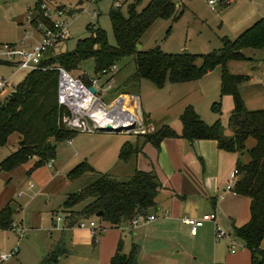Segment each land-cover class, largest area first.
Masks as SVG:
<instances>
[{"label": "rangeland", "instance_id": "374dc122", "mask_svg": "<svg viewBox=\"0 0 264 264\" xmlns=\"http://www.w3.org/2000/svg\"><path fill=\"white\" fill-rule=\"evenodd\" d=\"M37 1L0 0V45L9 44L17 48H30L40 41L42 34L35 26L37 25L35 18L38 14ZM150 1L120 0L119 7L116 6L115 0H56L51 2L62 6L61 9H65L67 13L72 12L67 18L70 23L69 38L56 44L52 50L53 53L61 54L73 50L80 39L90 34L89 23L104 28L109 42L115 44L116 39L109 15L111 9L120 8L123 15L128 16L131 4H136L137 10L142 11ZM176 1L180 4L178 6L179 17L175 19L169 16L156 19L141 38L142 50L146 51L159 46L167 53H184L187 50L189 53L200 56L219 50L222 47L223 37L228 36L235 39L249 27L244 28L238 34L231 32L229 28L228 23L232 20L231 10L240 3V0H235L227 7L216 5V9L211 8L210 2L213 0ZM253 1L259 11L254 18L255 22L264 19V0ZM29 16L34 18L33 24L29 23ZM30 32L31 36H27ZM244 53L249 59L232 62L228 67L235 74L250 76L239 86L247 108L250 110L263 109L264 95L254 98L251 93L255 87H259L264 92V48H248L244 50ZM202 62V57H198L196 64L200 66ZM117 65L119 71L109 82L111 88L107 87L108 77L100 78L99 85H103L104 88L101 99L111 102L122 93L136 95L146 131H152L165 124L181 130L179 118L181 113L187 105L194 106L195 104L196 111L204 121L212 124L220 119L224 125V133L231 134L229 117L234 103L231 96L221 95L220 65L200 79L183 83H171L168 80L163 87L157 86L148 79L128 81L136 71L134 56L123 58L117 62ZM30 72L28 69L18 68L15 65L0 63V76L5 79L9 78L11 83L0 94V99L5 100ZM72 75L82 78L83 75L90 78L100 77L96 74L93 58L81 62L79 68L72 71ZM218 101L222 103L220 114L212 110V104ZM20 139L21 135L18 132L10 135L8 143L0 148V163L19 149ZM71 141V143L69 140L53 141L57 153L52 166H49L48 163L51 161L49 160L32 170L36 163V159L33 158L10 171L2 170L0 167V210L10 205L14 209L13 218L16 224L14 229H0V256L10 253L14 248L18 250L15 257L9 260L0 259V264H40L52 250L54 241L61 239L60 229L64 221L59 220L58 227L54 223L58 221V218L67 220L69 216L62 207L68 194L80 191L99 177L97 173H86L76 179H71L68 176L71 169L86 159L92 165L91 161H95L98 157L99 147L108 148L109 156L113 153L112 156L117 157L126 141H139L144 145L143 137L137 136V133L127 132H79ZM255 144L256 140L250 137L243 153H237L242 162L250 161L249 150ZM98 165L102 168L100 172H109L119 181L129 180L133 173L132 164L121 161H118L116 167L111 166L112 170L107 168L109 162L106 158L100 159ZM89 201L77 205L76 209L82 208ZM238 205L239 211H242L243 202H239ZM91 219L104 227L98 230L99 232L97 231V245L99 246L100 242L105 240L110 242L112 238L117 240L115 243L117 245L122 232L121 228H123L122 224L112 226L99 216L83 219V221L89 223ZM158 220L148 227V236L135 240V244L139 246V253L141 252L140 264H216L218 262L247 264L250 259V251L245 247L244 241L236 237L230 228H224L230 238L218 242L214 234V225L208 222L205 227L200 228L198 238L192 239L189 236L191 235L189 226L188 230L185 226L165 228L163 225L165 219ZM226 221L230 220L226 218ZM232 240L236 242V253L233 254L226 246V242ZM130 245L128 242L124 252L128 253ZM262 247H264V241ZM66 248L71 250V253L64 255L60 264H100L97 253L94 254V251H90L87 247H75L67 242ZM215 250H217L218 260L214 258Z\"/></svg>", "mask_w": 264, "mask_h": 264}, {"label": "trees", "instance_id": "16d2710c", "mask_svg": "<svg viewBox=\"0 0 264 264\" xmlns=\"http://www.w3.org/2000/svg\"><path fill=\"white\" fill-rule=\"evenodd\" d=\"M46 1L56 0L37 1L36 23L38 20L48 23L41 10L42 3ZM57 8L63 7L57 5ZM178 10L176 0H151L142 11L137 10L136 4H131L128 16L123 15L120 8H112L109 15L115 44L109 42L104 28L89 23L90 34L80 39L73 50L55 54L52 51L54 47L50 48L43 64L60 65L72 73L81 62L93 58L96 74L100 75L123 58L134 56L136 71L128 81L148 79L159 87H163L168 80L171 83H183L200 79L220 65L221 95L231 96L234 103L229 117L231 134L224 133L220 119L208 124L193 105H187L179 117L180 131L165 124L137 136L143 137L144 145L151 143L157 149L161 148L166 138H184L191 142L198 139L215 140L220 149L239 154L246 149L250 137L256 140V144L249 150L250 161L244 163L238 158L236 163L238 178L233 191L250 199L251 217L246 224L234 226L233 233L250 250L251 264H264V108H247L239 86L250 76L232 73L228 67L230 61L249 59L244 53L245 49L264 48V19L255 21L235 39L223 37L219 50L200 55L203 60L200 66L196 64L200 56L194 53H167L159 46L146 51L137 48L142 36L156 19L169 16L177 19L180 15ZM82 79L90 81L88 76L83 75ZM212 110L220 114L222 103L214 102ZM67 114L69 110L58 101V72L31 71L5 100H0V148L8 143L11 134L18 132L21 135L19 149L0 163L1 169L10 171L35 158L34 170L56 158V145L53 141L72 140L79 133L63 123V117ZM142 148L143 144L139 141H126L120 149V161H130ZM86 173H97L99 177L80 191L68 194L62 205L63 211L69 214L66 228L78 225L83 219L97 216L99 212H103L101 219L118 226L157 208L162 183L153 170L135 169L129 180L119 181L109 173H99L84 160L71 169L68 176L76 179ZM87 200L90 201L86 205L76 209L77 205ZM13 215L14 209L10 205L0 210L1 230L14 229ZM69 252L66 244L60 241L40 264H60L61 257ZM138 255L139 246L135 243L128 253L124 252L121 239L109 264H140Z\"/></svg>", "mask_w": 264, "mask_h": 264}, {"label": "crops", "instance_id": "0c3cea01", "mask_svg": "<svg viewBox=\"0 0 264 264\" xmlns=\"http://www.w3.org/2000/svg\"><path fill=\"white\" fill-rule=\"evenodd\" d=\"M231 14L232 20L228 23L229 28L231 32L238 34L241 30H244V28H247L254 22V18L259 14V11L256 8L255 1L240 0V3L231 10ZM232 62L235 61H230L228 63L229 67ZM207 75L208 74H206V76ZM251 95L256 98L263 96L264 92L259 87H255ZM98 151V157L95 161H91L92 166L96 170L98 169L97 171L102 170L98 165L100 159L103 160L106 158L109 162L107 167L109 170H112L114 166L116 167L118 161H120V159L117 158L119 156H112L113 153L109 156L108 148L99 147ZM237 161V153L220 149L215 140L198 139L191 142L184 138H166L162 142L160 149H157L151 143H147L143 145L142 150L134 158L123 163L132 164L133 169H131L133 172L135 169H140L146 171L153 170L157 173L162 183L157 197V208L153 209V211L150 210L147 214H155L159 217L150 223L137 227H132L130 222H123L121 223L123 228H121L122 232L120 233L117 245L115 244L117 240L115 241V239L112 238L110 242L107 240L100 242L99 246L97 245L96 234L98 230L104 227L98 225L96 220L97 228L95 232H93V230L88 227L81 228L78 225L66 228V219L62 218L61 221H64V223L60 229L62 235L59 241L65 244L69 242L75 247H87L90 251H94V254L97 253L100 264H109L121 239L123 240L124 250L128 242L132 247L135 240L148 236V227L154 225L159 221L158 219L161 218L165 219L163 221L165 228L185 226L188 230V225L183 223L182 218L201 217L207 213H214L217 215L218 223L223 229L230 228L233 230L234 226H242L246 224L251 217L250 199L235 193L233 189H228V185L233 182L235 184L238 178V175H234ZM111 166L113 167L111 168ZM239 202H243L244 204V209H242V211H239ZM165 212H168L167 217L162 216ZM226 218L230 221L227 222ZM58 222L59 221L55 222L54 225L58 226ZM208 223L214 225L213 222ZM205 225L203 227H205ZM189 236L192 239H197L199 232L195 236L190 234ZM59 241H54L53 247ZM219 241L221 240H218V242ZM226 246L229 248L230 253L233 254V252H231V242H226ZM91 247L95 249H91ZM262 248L264 249V247ZM15 249L17 250V248L13 250ZM17 253L18 250L16 255ZM70 253L71 250L69 254ZM62 258L63 256L60 260H62ZM140 258L141 252L138 255V260H140ZM214 258L218 260L217 250H215ZM216 264L226 263L218 262ZM247 264H251V252Z\"/></svg>", "mask_w": 264, "mask_h": 264}, {"label": "built area", "instance_id": "2783aa9c", "mask_svg": "<svg viewBox=\"0 0 264 264\" xmlns=\"http://www.w3.org/2000/svg\"><path fill=\"white\" fill-rule=\"evenodd\" d=\"M115 4L119 7L120 0H115ZM235 0H213L210 2L211 8L216 9V5H230ZM42 16L44 20L37 22V28L41 31L42 37L40 41L30 48H17L15 45L4 44L0 45V63L13 64L18 68L33 70H56L58 72V101L61 105L69 110V114L63 117V123L67 128L78 132H97L106 128L108 125L115 127L135 124L133 130L127 133L146 130L144 121L139 112V104L136 95L127 93L119 94L113 101L105 102L101 99L103 93V85H99L101 77H108L107 87L111 88L110 80L118 73L119 66L114 64L110 69L104 70L99 78H90L89 82L84 81L81 77H75L65 67L60 65H45L43 61L47 58L46 53L56 44L64 42L69 38L70 23L68 21L69 14L65 9L57 8V5L51 2H43L41 5ZM97 14H95L96 16ZM29 16V23H34V18ZM30 27V24H29ZM31 36V32L27 33ZM26 36V37H27ZM10 79H5L0 76V94L10 86ZM90 86L97 89L96 93L90 90ZM1 100V99H0ZM133 111V112H132ZM72 141L69 140V143ZM52 159L48 164L52 166ZM234 175H238V169L235 168ZM234 182L228 185V189H233ZM163 217L168 216L165 212ZM158 215H143L136 216L130 223L132 227L144 225L157 219ZM62 218H58V221ZM183 223L190 227L191 235L198 234L207 222L214 223V234L216 240L230 238V235L218 223L217 215L207 213L201 217H184ZM16 224L14 223V228ZM78 226L88 227L95 232L97 224L95 220H90L89 223L81 221ZM56 227H58L56 225ZM95 234V233H94ZM232 250L236 252V242L231 241ZM17 250L6 253L0 256L1 260H9L16 255Z\"/></svg>", "mask_w": 264, "mask_h": 264}, {"label": "water", "instance_id": "95a60500", "mask_svg": "<svg viewBox=\"0 0 264 264\" xmlns=\"http://www.w3.org/2000/svg\"><path fill=\"white\" fill-rule=\"evenodd\" d=\"M178 5L179 4H177V6ZM137 48L141 49V44H138ZM188 53L189 52L187 50L184 52V54H188ZM90 90L93 93L97 92V89L94 86H90ZM134 128H135V124L123 125V126H119V127H115L113 125H108L106 128L101 129V131L118 133V132H128L130 130H133ZM146 132H150V131L142 130V131H137V132H134V133L139 134V133H146ZM102 215H103V212H99L97 214V216H99V217H101Z\"/></svg>", "mask_w": 264, "mask_h": 264}, {"label": "bare ground", "instance_id": "6f19581e", "mask_svg": "<svg viewBox=\"0 0 264 264\" xmlns=\"http://www.w3.org/2000/svg\"><path fill=\"white\" fill-rule=\"evenodd\" d=\"M133 112V111H132Z\"/></svg>", "mask_w": 264, "mask_h": 264}]
</instances>
